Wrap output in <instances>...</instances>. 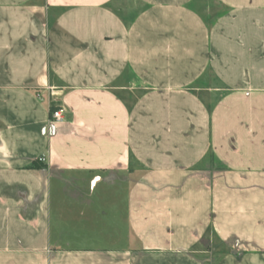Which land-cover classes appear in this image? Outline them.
Returning a JSON list of instances; mask_svg holds the SVG:
<instances>
[{
	"label": "crops",
	"instance_id": "1",
	"mask_svg": "<svg viewBox=\"0 0 264 264\" xmlns=\"http://www.w3.org/2000/svg\"><path fill=\"white\" fill-rule=\"evenodd\" d=\"M0 264H264V0H0Z\"/></svg>",
	"mask_w": 264,
	"mask_h": 264
},
{
	"label": "built area",
	"instance_id": "2",
	"mask_svg": "<svg viewBox=\"0 0 264 264\" xmlns=\"http://www.w3.org/2000/svg\"><path fill=\"white\" fill-rule=\"evenodd\" d=\"M63 110L59 109L57 111L52 112V119L55 123H60L64 120Z\"/></svg>",
	"mask_w": 264,
	"mask_h": 264
},
{
	"label": "trees",
	"instance_id": "3",
	"mask_svg": "<svg viewBox=\"0 0 264 264\" xmlns=\"http://www.w3.org/2000/svg\"><path fill=\"white\" fill-rule=\"evenodd\" d=\"M51 109H52V112L59 110V108H56V107H53Z\"/></svg>",
	"mask_w": 264,
	"mask_h": 264
},
{
	"label": "rangeland",
	"instance_id": "4",
	"mask_svg": "<svg viewBox=\"0 0 264 264\" xmlns=\"http://www.w3.org/2000/svg\"><path fill=\"white\" fill-rule=\"evenodd\" d=\"M221 11H220V15H222L223 14V10H222V8L220 9Z\"/></svg>",
	"mask_w": 264,
	"mask_h": 264
}]
</instances>
